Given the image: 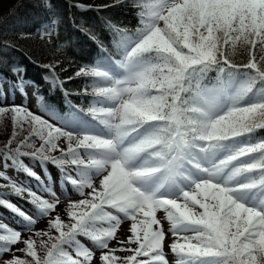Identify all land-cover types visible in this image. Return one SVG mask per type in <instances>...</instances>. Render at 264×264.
I'll return each instance as SVG.
<instances>
[{
	"label": "snow or ice",
	"instance_id": "obj_1",
	"mask_svg": "<svg viewBox=\"0 0 264 264\" xmlns=\"http://www.w3.org/2000/svg\"><path fill=\"white\" fill-rule=\"evenodd\" d=\"M70 6L99 16L73 21L96 49L73 72L54 0H39L34 29L52 59L24 47L33 30L0 39V208L21 222L0 219V264H264V0ZM117 7L134 28L109 15Z\"/></svg>",
	"mask_w": 264,
	"mask_h": 264
},
{
	"label": "trees",
	"instance_id": "obj_2",
	"mask_svg": "<svg viewBox=\"0 0 264 264\" xmlns=\"http://www.w3.org/2000/svg\"><path fill=\"white\" fill-rule=\"evenodd\" d=\"M87 2H91V0H87ZM104 2H111V0H104ZM38 3L39 0H0V39H12L17 28L20 27L33 30V39L30 40L28 44H25L24 47L30 52L35 50L43 62L45 58L52 59L53 57L48 49H44L41 55L39 41L35 38L34 29L36 25L45 19L43 11L38 7ZM54 3L56 5V10L60 13L61 17L64 18V23L61 28V35L64 40L60 43L63 44L65 41L70 40V44L67 45L70 51L67 53H57V55H60L62 59L66 56L72 61L71 65L65 63V67L68 68L69 72H73L77 65L88 62L89 56L93 58L96 56L95 46L84 38L82 34L77 33L76 29L73 27V21L83 22L86 20L95 26L99 22V16L95 13H89L86 16L80 14L79 10L73 9L70 6V0H54ZM109 15L115 20L128 25L130 28H134L137 25V18L134 11L131 9H121L117 7L111 10ZM12 58L17 63H20L22 60L20 55H13ZM23 62L24 66L27 68V78L35 81V84H39L40 92L46 94V98L51 100L55 96V93L48 92L47 85L41 79L44 75V70L29 63L27 60ZM61 75L64 74L62 73ZM68 87L72 89L78 88L79 81L69 82ZM56 99L59 100L60 98L56 97ZM9 134L10 127H6L4 122H0V147H2ZM32 167L40 171L37 165H32ZM44 227L45 225L43 224L42 228L38 230L44 229ZM124 230L121 231V235H123ZM25 235H30V233L26 232ZM16 254L19 256L22 255L18 252Z\"/></svg>",
	"mask_w": 264,
	"mask_h": 264
},
{
	"label": "rangeland",
	"instance_id": "obj_3",
	"mask_svg": "<svg viewBox=\"0 0 264 264\" xmlns=\"http://www.w3.org/2000/svg\"><path fill=\"white\" fill-rule=\"evenodd\" d=\"M27 91L29 92V95L32 97V100L35 101V97L32 96V93L34 91L33 87L32 86L28 87ZM17 102L19 103V100ZM36 108H38V105L35 108H33V110H36ZM9 171H10L11 175L16 176V171L14 169H10ZM19 175H20V178L24 180V182L29 186L30 189H32L33 191H37V192L40 190V185L38 184V182L36 180H34L31 177H24V174H19ZM48 175H49V177L55 178V176L57 175L56 170L50 168ZM4 195H7V194L4 193ZM7 198L10 199L12 202L16 203L22 209H25V210L30 211V212L33 211L32 206L27 204L25 201L21 200L20 198L14 197V196H9ZM0 219H3L5 222L9 223L11 226H14L17 228H19L21 226L20 225L21 222H20L19 218L16 217L14 214H12L7 209L0 208ZM43 224L45 225L44 222H38L36 230L42 228ZM126 227H127V224L122 225V230H124ZM171 239L172 238L169 237V242H171ZM4 258L10 259L11 254H5ZM170 262H171V264H175L174 255L170 254Z\"/></svg>",
	"mask_w": 264,
	"mask_h": 264
}]
</instances>
